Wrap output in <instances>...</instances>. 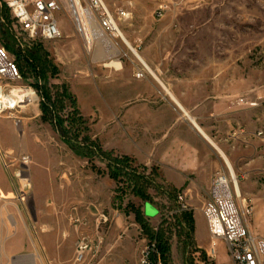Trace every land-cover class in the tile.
Masks as SVG:
<instances>
[{"label": "rangeland", "instance_id": "obj_1", "mask_svg": "<svg viewBox=\"0 0 264 264\" xmlns=\"http://www.w3.org/2000/svg\"><path fill=\"white\" fill-rule=\"evenodd\" d=\"M103 1L112 11L126 12L120 31L160 81L176 82L174 91L189 103L211 104L205 117L221 115L225 131L264 130V0ZM161 3L167 9L158 16ZM58 21L60 39L28 41L14 31L0 0V45L19 66L22 83L35 89L45 83L52 100L70 97L64 98L63 109L57 104L50 121L42 117L40 103L24 114L21 127L0 118V184L6 186L0 190V264H18L27 256L29 264H50L42 230L45 244L55 246L64 263L71 256L65 264H138L151 242L161 264H232L224 242L216 243L211 258L207 231H197L190 206L202 208L204 201L189 199V211L179 212L178 192L163 183L156 168L133 160L128 166L144 181L128 171L117 179L100 156L90 157L83 137L102 136V122L93 124L107 113L104 87L137 80L133 65L139 59L123 42L119 71L94 64L66 19L59 15ZM141 80L156 81L149 74ZM76 110L83 125L69 120ZM243 135L225 136L224 142L242 156L252 154L245 172L235 174L241 201L252 207L249 230L264 238V138L254 136L261 143L257 146L253 140L244 143ZM16 170L24 172V181L12 178ZM147 205L155 217L145 214ZM80 208L86 215H76ZM82 239L91 247L76 262ZM158 241L167 252L164 261Z\"/></svg>", "mask_w": 264, "mask_h": 264}, {"label": "built area", "instance_id": "obj_2", "mask_svg": "<svg viewBox=\"0 0 264 264\" xmlns=\"http://www.w3.org/2000/svg\"><path fill=\"white\" fill-rule=\"evenodd\" d=\"M10 13L14 31L28 41H54L62 37L58 16H63L70 25L74 35L80 40L84 53L90 62L100 64L103 68H116L110 65L117 61L122 68L125 54L121 49L123 39L120 35V21L126 18L123 9L112 11L103 0H1ZM167 9L166 3L158 7V16ZM95 32H98L95 34ZM99 34L103 35L100 36ZM107 44L101 48L100 42ZM124 44V43H123ZM104 45V43H103ZM125 45V44H124ZM103 60L97 59V51H108ZM105 54V53H104ZM134 64V78L144 79L150 72L138 60ZM40 103L36 89L30 84L22 83V75L15 60L6 48L0 45V118L11 119L15 127H21L24 114ZM244 133L241 127L232 131L236 137ZM254 135L264 138V130H256ZM28 158H24V163ZM6 167V166H5ZM23 171L16 170L12 178L24 180ZM11 178V179H12ZM238 177L226 166L214 174L211 180L209 196L201 212L204 217L210 239V257L216 255V243L226 244L232 264H264V238L249 230V217L252 207L241 201L237 192ZM179 212L189 211L186 194L178 192L176 196ZM90 242L82 239L76 245V262L83 259V254L90 250ZM138 264H161L160 254L154 242L142 249Z\"/></svg>", "mask_w": 264, "mask_h": 264}, {"label": "crops", "instance_id": "obj_3", "mask_svg": "<svg viewBox=\"0 0 264 264\" xmlns=\"http://www.w3.org/2000/svg\"><path fill=\"white\" fill-rule=\"evenodd\" d=\"M175 83L162 82L163 86L154 80H116L106 84L104 104L107 113L102 120H94L93 124L96 127L102 122L103 133L102 136L94 133L93 139L102 142L105 151L129 157L146 168H156L163 183L177 192H185L187 200L205 203L212 177L227 166L224 157L235 174V171L245 172L253 160L250 159L252 154L245 157L236 147L226 146L224 137H229L236 127L225 131L221 115L205 117V112L212 105L189 103L185 94L179 95L174 91ZM254 133L255 130L244 128L242 139L246 144L253 140L260 146L261 143L253 139ZM260 174L264 177L263 172ZM5 189L6 186L0 184V190ZM193 195L198 197L193 198ZM201 209L190 206L193 216H197V231L200 229L204 234L207 228ZM74 211L76 215H86L81 208ZM44 232L42 230L43 236ZM42 235L50 264L71 263V256L64 263L55 246L52 248L53 245L45 244ZM48 247L52 248L51 253ZM28 257L20 258L17 263L29 264Z\"/></svg>", "mask_w": 264, "mask_h": 264}, {"label": "trees", "instance_id": "obj_4", "mask_svg": "<svg viewBox=\"0 0 264 264\" xmlns=\"http://www.w3.org/2000/svg\"><path fill=\"white\" fill-rule=\"evenodd\" d=\"M19 68V66H18ZM37 92L41 98V102H40V109L42 112V117L45 120H49L53 117V115H57V104H59L58 109H63L64 108V98L66 99H70L68 94H63V96H59V98L57 99H53L50 96V91L49 88L47 87V85L45 83L42 84H37L35 85ZM73 106V105H72ZM77 114L75 119H69L72 121L74 120V124L72 125H83V121L81 120L80 115L78 114V111L76 110L75 112ZM83 141L85 142V150L89 153L90 157H96L100 156V159L103 161H106L107 163V168L111 174V176L113 175L115 178L118 177L117 179H121L123 177V174L127 173H131L133 175V177L136 179H139L141 181H144L143 177H140L139 174L137 172H135V168L128 166L129 164L132 165V163L134 162L133 159L126 157V156H118L113 154L112 152L109 151H105L103 150L99 144L98 141L90 138L88 136H84L83 137ZM136 166V165H135ZM138 167V166H136ZM144 168V167H141ZM127 175V174H126ZM147 230V228H145V231ZM157 238V237H156ZM158 239V238H157ZM161 241H158V247L159 250L161 252V255L163 256V261H164V256L166 255V251L163 249L164 247H162V244L160 243ZM160 243V244H159Z\"/></svg>", "mask_w": 264, "mask_h": 264}, {"label": "bare ground", "instance_id": "obj_5", "mask_svg": "<svg viewBox=\"0 0 264 264\" xmlns=\"http://www.w3.org/2000/svg\"><path fill=\"white\" fill-rule=\"evenodd\" d=\"M98 32H95V34H97ZM100 36H103V35H101V34H99ZM120 35H121V37H122V39H123V42H124V44L129 48V50L131 51V53L136 57V58H138L142 63H144V61L140 58V56L137 54V52L133 49V47L131 46V44L127 41V39L123 36V34L120 32ZM103 43H104V45H103ZM103 43L102 42H100V44H101V48H103V46H104V48H105V46H107V44L105 43V41H103ZM107 52H109V56H112V51H111V49H109L108 51H102L101 53H100V50H98L97 51V59L98 60H103L104 59V57H105V55L107 54ZM105 53V54H104ZM110 65H112V66H114V67H116V68H119L118 66H120V64H119V62H112ZM144 65L146 66V68H147V70L150 72V74L153 76V78L159 83V84H162V82L157 78V76L154 74V72L144 63ZM163 85V84H162ZM164 86V85H163ZM168 91V90H167ZM187 115V114H186ZM188 116V115H187ZM189 117V116H188ZM190 119V118H189ZM224 159H225V161L227 162V166L231 169V166H230V163L228 162V160L224 157ZM232 170V169H231ZM22 181H24V180H22ZM237 192H238V194H239V197L241 198V195H240V190H239V187H238V185H237Z\"/></svg>", "mask_w": 264, "mask_h": 264}, {"label": "water", "instance_id": "obj_6", "mask_svg": "<svg viewBox=\"0 0 264 264\" xmlns=\"http://www.w3.org/2000/svg\"><path fill=\"white\" fill-rule=\"evenodd\" d=\"M145 213L147 216H154L157 212L154 209H152L151 206L147 205L145 208Z\"/></svg>", "mask_w": 264, "mask_h": 264}]
</instances>
